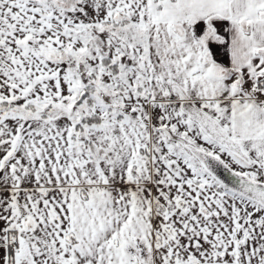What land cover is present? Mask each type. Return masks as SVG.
Listing matches in <instances>:
<instances>
[{
    "label": "snow or ice",
    "instance_id": "obj_1",
    "mask_svg": "<svg viewBox=\"0 0 264 264\" xmlns=\"http://www.w3.org/2000/svg\"><path fill=\"white\" fill-rule=\"evenodd\" d=\"M0 264H264V0H0Z\"/></svg>",
    "mask_w": 264,
    "mask_h": 264
}]
</instances>
